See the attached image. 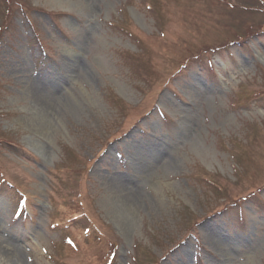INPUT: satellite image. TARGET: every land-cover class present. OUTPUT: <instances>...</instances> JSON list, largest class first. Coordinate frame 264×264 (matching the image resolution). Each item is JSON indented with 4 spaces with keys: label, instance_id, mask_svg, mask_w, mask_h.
Returning <instances> with one entry per match:
<instances>
[{
    "label": "rangeland",
    "instance_id": "obj_1",
    "mask_svg": "<svg viewBox=\"0 0 264 264\" xmlns=\"http://www.w3.org/2000/svg\"><path fill=\"white\" fill-rule=\"evenodd\" d=\"M0 223V264H264V0H0Z\"/></svg>",
    "mask_w": 264,
    "mask_h": 264
},
{
    "label": "bare ground",
    "instance_id": "obj_2",
    "mask_svg": "<svg viewBox=\"0 0 264 264\" xmlns=\"http://www.w3.org/2000/svg\"><path fill=\"white\" fill-rule=\"evenodd\" d=\"M35 90L37 91L38 99L40 104L44 108H52L57 101H63L61 98L62 93H58V88H54V86H50L45 82L41 81L36 85ZM62 103V102H61ZM119 186L124 194V199L128 201L133 206H136L139 203V198L136 196L138 194V189L136 186H129L123 180V184L119 178L117 179ZM122 182V181H121ZM4 229L1 228L0 223V257H4V259H8L9 261L17 260V262H21V251L17 243H15L10 236H6L4 234Z\"/></svg>",
    "mask_w": 264,
    "mask_h": 264
}]
</instances>
